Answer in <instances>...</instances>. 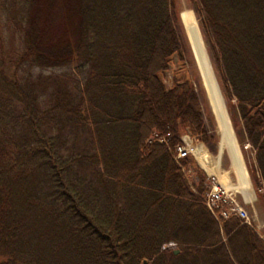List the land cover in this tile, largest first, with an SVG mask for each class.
Listing matches in <instances>:
<instances>
[{"label":"trees","instance_id":"trees-1","mask_svg":"<svg viewBox=\"0 0 264 264\" xmlns=\"http://www.w3.org/2000/svg\"><path fill=\"white\" fill-rule=\"evenodd\" d=\"M190 5L264 201V0ZM179 13L175 0H0V50L4 27L18 40L0 54V264H264V240L218 222L204 171L174 158L183 135L217 145ZM65 66L47 98L28 87Z\"/></svg>","mask_w":264,"mask_h":264},{"label":"rangeland","instance_id":"rangeland-1","mask_svg":"<svg viewBox=\"0 0 264 264\" xmlns=\"http://www.w3.org/2000/svg\"><path fill=\"white\" fill-rule=\"evenodd\" d=\"M175 3L177 6V10L180 12L179 13L180 15H181V12L184 10L192 11L191 5H190V0H175ZM180 20H181V17H180ZM195 20H196V18H195ZM196 22H197V20H196ZM181 25H182L183 43H184V46L188 49L187 52L184 54L185 61H184V65H183L182 69L185 72L189 73V76H190V78L194 84L195 90L199 94V97L201 100V106H202V114H203V117L205 120V125H206L209 133L214 132L217 135V145H216L215 153H210L208 148H207V151H208L209 155L213 158V160L218 161L217 167L219 165L222 170H228L229 171V173H228L229 179L236 183L237 182V175L234 171V165H233V162H232V159H231L229 153L225 149H223V151L220 152V149H219L220 148V140H221V138H220L221 135H220V131H219L220 126H219L218 121L215 118V116L211 110V107L209 105V101H208V97H207V94H206V91H205V88L203 85L202 77H201V74L199 72L198 66L196 64V60L194 58V54H193L192 48L190 46L189 40L187 38L186 31H185V28H184L182 22H181ZM197 26H198V23H197ZM198 29H199V27H198ZM199 32H200V30H199ZM200 35H201V33H200ZM2 37H3L2 38L3 43H2V50H0V54L4 55L5 57H13L15 50L18 48L17 35H15L14 32L10 28L7 29L4 27ZM204 45H205V43H204ZM205 49H206V47H205ZM179 68H180V66L178 65V59L176 57H174L172 60V63H171L170 70L164 76V82L168 88L172 85V78L174 75L173 72ZM212 70H213V68H212ZM71 72H72V67H67V66L61 67V68H52V69H47V70L35 69L31 72L30 79L28 81V87L34 93L40 94V95L42 94V97L47 98V95L49 94V92H52L54 90V84L52 82H48L46 78L58 77V75H65V74L70 75ZM213 73H214V71H213ZM214 75H215V73H214ZM40 76H42V79L39 81ZM215 79H216V77H215ZM216 82H217V80H216ZM217 85H218V83H217ZM219 92H220L221 97L223 99V102H224V105H225V108H226V111L228 114L229 122H230V125L232 128L233 134L236 138L240 153H241V157H242V161L244 163L245 170H246L248 177H249L246 160L251 161L254 153L248 144H245L246 146L240 145L238 138L236 136V133H235L233 122H232L231 117L229 115V106L227 105L226 101L224 100L220 89H219ZM216 174H217V172H216ZM186 177L188 178V181L191 184H194L196 182V176L193 175L192 171H188ZM223 178H220V179H221V182L224 183ZM249 179H250V177H249ZM206 182H207V179H206ZM245 208H246L248 214L251 217H253L255 220L257 218L259 219L261 213H264V212L258 213V211L256 210L254 205L253 206L252 205H246ZM262 216L264 217V215H262ZM262 221L264 222V219H262ZM258 223H260V222H258ZM260 224H263V223H260ZM176 249H177V247L175 249H169L168 251H173Z\"/></svg>","mask_w":264,"mask_h":264},{"label":"bare ground","instance_id":"bare-ground-1","mask_svg":"<svg viewBox=\"0 0 264 264\" xmlns=\"http://www.w3.org/2000/svg\"><path fill=\"white\" fill-rule=\"evenodd\" d=\"M180 17L181 22L185 28L190 46L192 48L196 64L202 77L209 105L220 126V152L225 149L229 153L234 165V171L237 175L238 188L241 189L244 194H247L249 192L251 193V188L249 186V177L245 170L241 153L236 138L233 134L228 114L219 92V87L217 85L215 75L213 73L209 57L200 35L194 14L190 10H184L181 12ZM217 164L218 161L213 160V158L205 152L201 161V165L208 171L214 173Z\"/></svg>","mask_w":264,"mask_h":264},{"label":"built area","instance_id":"built-area-1","mask_svg":"<svg viewBox=\"0 0 264 264\" xmlns=\"http://www.w3.org/2000/svg\"><path fill=\"white\" fill-rule=\"evenodd\" d=\"M164 143V139H157ZM208 153L204 145L191 138L189 135H183L181 143L174 149V158L181 161L188 157L193 158L201 169L207 174V192L204 196V204L212 216L218 221L236 218L242 224L251 227L264 240V225L258 223L251 217L245 205L239 199V191L234 187H226L219 178L201 165L204 154ZM209 154V153H208ZM175 243H168L161 247L162 251L175 249Z\"/></svg>","mask_w":264,"mask_h":264},{"label":"crops","instance_id":"crops-1","mask_svg":"<svg viewBox=\"0 0 264 264\" xmlns=\"http://www.w3.org/2000/svg\"><path fill=\"white\" fill-rule=\"evenodd\" d=\"M216 172H217V174H216ZM228 173H229L228 170H222L219 165H218V167H216V170L214 172V174L219 178L220 181H221L220 178L224 177L223 178L224 183L222 182L224 186L234 187L239 191V199L245 206L246 205H252V206L254 205L256 210L258 211V213L264 212V201L262 199H260L259 197H257L255 190L251 184L250 179H249V186L251 188V193L249 192L247 194H244L243 191L238 188V179H237V182L235 183L234 181L229 179ZM262 215H264V213L260 214L259 219L261 221L258 218L256 220H257V222L263 223L262 225H264V222L262 221V219H264V217Z\"/></svg>","mask_w":264,"mask_h":264},{"label":"water","instance_id":"water-1","mask_svg":"<svg viewBox=\"0 0 264 264\" xmlns=\"http://www.w3.org/2000/svg\"><path fill=\"white\" fill-rule=\"evenodd\" d=\"M220 142H221V140H220ZM220 149V148H219ZM175 253H177V251H174Z\"/></svg>","mask_w":264,"mask_h":264}]
</instances>
